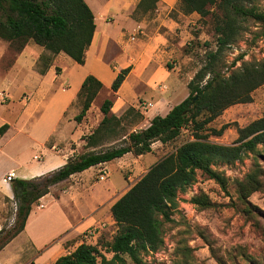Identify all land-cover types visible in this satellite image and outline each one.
Returning <instances> with one entry per match:
<instances>
[{"label": "rangeland", "instance_id": "obj_1", "mask_svg": "<svg viewBox=\"0 0 264 264\" xmlns=\"http://www.w3.org/2000/svg\"><path fill=\"white\" fill-rule=\"evenodd\" d=\"M131 2L134 11L132 14H126L127 21L130 22L131 18L137 23H144L145 26L136 25L133 31L126 30V40L132 45L142 42L149 44L157 33H160L168 41L165 48L171 49L173 55L155 61L143 74V81L124 87L122 91L124 95L127 94V100L124 101L126 105L121 107L123 113L118 117L122 118V122L120 125L109 122L97 135L96 146H89L88 138L99 128L104 118L102 104L107 99L111 100L113 102L111 114H114L113 108L115 109L118 102L121 103L123 96L121 92H112L111 88L104 90L92 103L81 123L74 120L81 110L76 97L64 111L56 131L46 143L48 153L61 156L67 159V162L85 154L124 145L129 134L147 128L155 115H163L181 103L190 94L188 87L190 81L207 64L208 55L218 49L219 34L216 33V27L222 11L217 6L211 7L209 15L201 18L198 14H183L179 9V0H159L153 12L144 14L135 11L139 0ZM95 4L96 12L99 9L106 11L105 0H96ZM254 6L258 11L264 12V0H257ZM108 22L113 23L114 17L110 16ZM175 23L178 26L170 32L169 26ZM109 32L114 37L120 30L119 27L109 25ZM32 43L30 41L26 45ZM6 47L8 52L0 64V102L3 104H0V121L15 123L19 115L24 116L26 112L29 119L36 122L44 115L48 102L40 101L27 112L37 94L20 93L19 82L12 76L2 74L1 70L6 71V65L11 66L13 63L18 43L0 39V49L5 50ZM38 48L40 56L35 71L38 73L49 71L58 55H52L43 47ZM263 59L264 34L258 24L249 21L242 23V31L237 41L224 50L215 66L222 74L229 76L244 62ZM53 72H55L53 94L56 95L68 89L69 85L61 79L62 67H56ZM162 75L168 79L160 80ZM252 97L251 103L228 108L209 125V128L219 130L229 124L222 136H210L212 142L231 145L240 137L241 129L261 118L264 112V85L254 91ZM38 124L35 126L43 131L45 126L40 122ZM16 130L18 128L0 143V179L1 173L13 166V160L21 151V142H30L25 135L18 134ZM194 140L192 128L186 127L180 136L170 143L155 142L149 154L143 156L128 154L121 159L96 166L91 173L92 183L99 182L95 193L97 191L101 194L104 188L115 186L118 188L117 193L111 198L110 204L115 203L154 164L176 153L183 144ZM35 159L43 163L45 154L41 152ZM213 169L222 176L224 183L221 184L199 172L196 181L185 191L178 193V206L171 212V221L163 223V247L156 252L142 253L143 264H264V160L257 153H248L236 162H217ZM256 186L258 189L253 191ZM200 195L209 198V207L202 208L194 202ZM50 200L49 198L43 202L46 207ZM4 202L6 204L4 209H1L3 203H0V223L6 230H10L15 223L17 203L7 199ZM84 203L87 202L83 200L84 206L78 212L80 217L87 221L88 204ZM40 207L44 205L38 203L33 206L35 219L41 218L47 212L38 210ZM68 209L65 207L66 211ZM104 217V223L92 227L99 228L100 232L98 231L95 236H90L86 232L78 243L85 242L96 246L101 254L111 258L112 254L108 249L119 229L112 214ZM26 248L24 238L19 237L6 254L13 255L15 259L17 258L18 264H23L30 253L25 251ZM4 256L6 255H2L1 259ZM124 259L126 264H135L127 256H124ZM55 262L49 261L45 264Z\"/></svg>", "mask_w": 264, "mask_h": 264}, {"label": "trees", "instance_id": "obj_2", "mask_svg": "<svg viewBox=\"0 0 264 264\" xmlns=\"http://www.w3.org/2000/svg\"><path fill=\"white\" fill-rule=\"evenodd\" d=\"M158 1L140 0L135 11L142 14L153 12ZM256 1L179 0V9L185 15L198 14L204 18L214 6L222 11L216 27L218 49L208 55L207 64L190 81L189 96L165 116L154 117L147 128L129 134L127 143L120 147L70 159L62 168L46 176L14 180L16 219L12 229L3 227L0 231V251L23 232L33 206L55 185L127 154H149L155 142L170 143L180 136L184 128L191 127L194 141L183 144L176 153L154 164L112 205L111 214L119 233L108 249L111 258L101 254L98 247L83 242L54 263L126 264L124 256H127L133 263L143 264L142 253L156 252L163 247V223L171 221V212L178 206V193L192 185L199 172L222 184L224 179L213 169L217 162H236L248 153H257L264 160V112L261 118L241 129L240 137L231 145L210 140V136H222L229 124L219 130L209 128L228 108L251 103L253 92L264 85V59L244 62L229 76L215 66L224 50L237 41L243 22L253 21L264 34V12L256 9ZM95 31V16L85 0H0V39L18 43L17 52L32 41L52 55L63 53L83 65ZM131 69L120 71L111 86L113 92H118ZM46 71H41V74ZM102 89L100 80L92 75L86 77L77 95L81 105L74 118L77 123L86 117ZM112 107L113 102L109 99L102 104L104 118L99 128L89 136V146L97 145V135L109 122L121 124L122 118L111 114ZM8 129L7 124L0 128V138ZM255 182L257 184V180ZM257 189L256 186L253 191ZM194 202L202 208L210 206L209 198L204 195L197 196Z\"/></svg>", "mask_w": 264, "mask_h": 264}, {"label": "crops", "instance_id": "obj_3", "mask_svg": "<svg viewBox=\"0 0 264 264\" xmlns=\"http://www.w3.org/2000/svg\"><path fill=\"white\" fill-rule=\"evenodd\" d=\"M85 1L93 11L96 23L92 44L86 52L85 64L79 65L62 53L54 59L49 71L42 75L35 71L40 55H38V46L32 43L26 45L21 52L16 53L11 66L6 65V71L1 70L2 74L12 76L16 82H19L20 93L37 94L30 103L27 112L36 107L40 101L41 103L48 102L44 115L36 122L31 121L26 112L24 116L19 115L15 123H9L6 120L0 121V128L5 124L9 125L8 131L1 136L0 143H3L17 128L16 132L25 135L30 141L29 143L21 142V151L13 160V166L8 171L1 173L0 203H3L1 209L6 208L5 199L15 202L14 180H32L46 176L59 170L67 163V159L48 153L49 149L46 147V143L56 131L64 111L76 99L87 76L92 75L103 83V89L97 96L98 98L104 90L111 88L121 70L132 68L118 91L121 92L123 99L120 100L121 103L115 104L117 111L113 108L114 115L120 117L123 113L121 107L126 105L124 101L127 100V94L124 95L122 91L124 87L127 84L133 85L143 81V74L155 61L173 55L171 49L165 48L168 41L160 33H157V36L149 44L142 42V44L132 45L129 40H126L125 33L127 31H133L136 25L138 27L145 26L144 23H137L131 18L130 22L127 21L126 14H132L134 11L131 0H105V12L100 9L95 11L96 0ZM110 16L114 17L113 23L108 22ZM109 25L119 27L120 32L112 37ZM177 26L175 23L173 26H169L168 30L173 32ZM7 52V47L5 50L0 49V64L5 59ZM59 66L62 67L61 79L68 83L69 87L54 95V85L52 84L55 72L53 71ZM167 79L168 77L164 75L160 78V80ZM0 104L3 105L1 102ZM168 112L154 117L165 116ZM39 122L45 126L43 131L35 126ZM41 152L45 154L43 163H39L35 159V156ZM94 168L75 174L68 180L52 187L51 192L39 201V205L43 204L44 207L36 208L41 211L47 210L46 214L35 219L33 211L31 212L23 232L0 251V264H18L17 258L15 259L13 255L6 254V252L11 249V245L19 237L24 238V243L27 246L25 251L30 252L23 264H45L69 254V250L74 251L80 245L78 240L83 234L90 228L104 223V216L111 215V207L114 203L110 204V200L117 193L118 188L108 186L101 191V194L97 191L95 193L96 185L99 182L92 183L91 173ZM8 174L14 175L11 182L4 181ZM49 198L51 202L46 207L43 202ZM83 200L87 202L84 204L89 205H87V221L82 219L78 212L84 206ZM65 207L69 208L68 211L65 210ZM50 208L51 210H48ZM86 222L88 223L85 225ZM2 228L3 225L0 223V231ZM2 255L6 256L1 259Z\"/></svg>", "mask_w": 264, "mask_h": 264}, {"label": "built area", "instance_id": "obj_4", "mask_svg": "<svg viewBox=\"0 0 264 264\" xmlns=\"http://www.w3.org/2000/svg\"><path fill=\"white\" fill-rule=\"evenodd\" d=\"M14 179V175L13 174H8V176L5 178V182H11ZM99 228H91L87 231V234L90 236H95L98 233Z\"/></svg>", "mask_w": 264, "mask_h": 264}]
</instances>
